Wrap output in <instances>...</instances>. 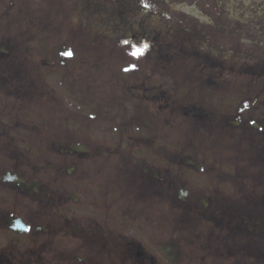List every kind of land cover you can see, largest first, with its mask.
<instances>
[{"label":"flooded vegetation","instance_id":"af4514ba","mask_svg":"<svg viewBox=\"0 0 264 264\" xmlns=\"http://www.w3.org/2000/svg\"><path fill=\"white\" fill-rule=\"evenodd\" d=\"M133 4L138 9L141 1ZM211 25L206 17L167 22L170 30L201 44L228 45L227 40L209 42L216 37L207 32ZM123 27L111 46L105 45L106 56L116 57L104 70L111 78L113 70L132 69V75L141 72L140 83L146 71L173 90L199 84L188 98H155L162 103L158 111L166 116L165 125L178 129L184 144L177 150L171 134H157V129L138 130L143 138L131 144L126 129H118L113 141L106 135L102 140L95 135L80 138L84 135L73 127L63 128L68 124L64 111L49 117L43 107L31 105L30 60L25 57L24 66H4L13 58L5 49L0 53V95L19 104L9 101L14 105L10 110L8 101L0 102V264H182L184 250L201 251V264H264V91L237 84L230 74L229 81L208 84L199 75L206 66L179 63L190 61L187 48L156 49V30L146 36L150 48L143 50L135 44L145 39L142 33L137 36L138 23ZM208 53L221 56L213 49ZM224 69L233 73L239 67ZM198 137L203 144L193 142ZM78 145L85 152L75 150ZM130 149L138 151L136 161ZM87 154L91 176L86 181L80 159ZM214 170L217 176L209 177ZM196 183L210 185H205L209 194L199 202L204 213L199 215L212 224L203 237L195 236L197 243L189 240L188 227L175 225L177 203L184 206L185 197L195 198L198 192L188 184ZM216 184L230 189L231 196L218 192ZM87 187L89 197L82 193ZM219 198L230 200L232 209L222 214ZM162 200L169 202L165 219H174L171 232L180 233L179 240L169 243L160 241L158 226L149 220L153 212L148 214L149 206L155 208ZM82 220L89 222L86 228Z\"/></svg>","mask_w":264,"mask_h":264},{"label":"rangeland","instance_id":"374dc122","mask_svg":"<svg viewBox=\"0 0 264 264\" xmlns=\"http://www.w3.org/2000/svg\"><path fill=\"white\" fill-rule=\"evenodd\" d=\"M13 0H0V37L5 40L6 38L12 39L13 35L15 36V39L19 38L18 41L20 43L21 39L26 40L30 37L33 38V40H29L31 44V49H30V55H33V52L35 54V60L34 61H39L38 58L41 57L42 59L45 57H53V56H58L59 51L57 48L61 49L62 46L61 44L63 43L62 40L56 41V46L54 47L53 45L48 43V40L54 37L56 34L57 29L61 28V33L60 38L64 36L67 39H71L73 37V34L70 32H66V29L63 28V24L61 26L60 22V13L61 9H64V6L68 5V2L70 0H29L28 2L30 4L26 5H19L18 2ZM82 1L80 2H75L71 3V8L73 7L72 12H69L67 15V22L66 26L71 29H76L79 30L80 33H82V37L80 38H86L85 41H89V45L93 46L96 50L97 49H105V45H108V48L111 46V41L113 42V38H115L116 35H119L120 30H122L124 27L122 24L124 22L122 21L123 19H126L128 14L127 11L124 14L123 12H120L118 9H115L114 12H111L108 10V14L106 13L107 9H102V12H99L103 14L102 16H106L105 19L111 17L112 20L108 28L105 30L104 33L101 31V27L97 26L101 19L99 17H95V21L93 20H88L86 18H81L78 21V16L84 15V10L83 7L86 10H89V8L85 7L84 5L82 6ZM159 1V2H157ZM157 1H151V3L157 8L158 13H150L147 11H144L142 14H139L140 16L144 17V21H150V27L152 28L153 26H160V32L159 34H162L160 36V46L161 47H156V49L160 50L161 48H164L163 45L165 41L173 40L175 42V47L178 45V37L175 36L176 33L169 32L168 35L165 37L163 40V36L165 34V28L167 26V22L170 21L172 18H178L179 14L180 16H189L187 11H181L178 10L179 14L177 13H171L167 14V12L164 10L167 8L168 5H171L174 9L176 7L174 4H172V0H157ZM205 0H197L198 6L201 8L200 10L198 8L195 9L194 5L187 4L186 6L189 7L190 9H195L199 13L200 11H205L204 15L212 16V17H222L223 20L222 22L226 23H233L231 24L232 26H235L234 23L238 24L240 26V41L242 42L245 39L250 40L256 44L257 49H261L264 51V0H207L206 2H203ZM75 6H77L79 9H76ZM160 9H162L164 12L159 13ZM173 9V10H174ZM168 10V9H166ZM71 11V10H70ZM77 11V12H76ZM89 16H95V11H88ZM122 14L123 17L120 16ZM190 15L195 16L194 13H190ZM30 17V20L26 18L25 22L29 23L28 25L24 26V24L17 25L16 18H21L23 19L24 17ZM181 16V17H182ZM39 17H43L46 20L51 21V23L48 26V29H44L40 27L39 23H32L31 20L37 21ZM10 18H14L12 20V23L10 24L8 20ZM171 18V19H169ZM70 20V21H69ZM62 21V20H61ZM219 23H222L220 19L217 20ZM24 22V23H25ZM38 22V21H37ZM64 23V21H62ZM77 22V24L75 23ZM116 22V23H115ZM115 23V24H114ZM65 24V23H64ZM149 25V24H148ZM220 27V26H219ZM167 28V27H166ZM238 28V27H237ZM224 32L227 30L223 28ZM75 31V30H72ZM175 31V30H172ZM219 31V30H218ZM51 32H53V35H50ZM177 34L181 36V34L178 31ZM96 33V34H95ZM247 33H252L253 36H248ZM95 34V39H92V35ZM172 36V37H171ZM193 38L189 39L187 42V47L190 48V61L188 60H179L180 64H189L192 66H199L198 62L201 61V58L203 56L208 55L207 51V45L192 41ZM6 42V40H5ZM96 44V46L94 45ZM86 44V42H85ZM99 45V46H98ZM84 46V45H83ZM233 46V45H232ZM141 47V46H140ZM81 48V47H80ZM142 48V47H141ZM94 49V50H95ZM145 49V48H143ZM86 51V50H84ZM95 52V51H94ZM97 52V51H96ZM100 52V51H99ZM82 53V52H81ZM131 53V52H129ZM136 53V52H135ZM120 54V52H119ZM140 56V54L138 55ZM33 57V56H32ZM99 57H105L104 52L102 53L101 56ZM210 57V56H209ZM94 59V58H92ZM139 59V58H138ZM91 60V59H90ZM238 60V57L234 56H226L223 58L221 61H224L225 64L229 65H236L240 64ZM242 61V60H241ZM102 63V62H101ZM207 64L211 65H217L220 63L218 59H210L206 62ZM79 65L82 66L80 69V72H77L76 70H71L68 68H65L64 70H61L60 67H52L48 68L45 72V82L49 83L50 88L53 87V80L54 78L56 79V84L59 86V91L57 92L56 89L53 90V93L48 91V85H45L44 88V94L47 92L46 95L43 96V91H42V96L43 99L39 98L38 95L33 96V100H36V104L41 105L45 108V112L50 114H58L61 111H64L63 116L66 117L68 124L64 125L63 128L66 129L67 127H73L79 134L81 135H98V138L100 140L105 139L104 135L109 134L110 132H114L119 129L121 130V127H123L125 124L123 121H127L130 127L128 128V136L126 141L130 143L132 140L131 139H141L143 138L141 136V133L136 130L135 123L136 119L138 121V127L141 129L145 127V124H154L156 125L157 129H160V118L157 115L156 109H152L153 103L151 101H146L143 100L142 104L138 103L136 101V98H159V97H176V98H187L190 96V94L186 95H180L177 94L176 96H172L170 94L171 89L167 88V92H164L162 89L158 87H144L140 88L136 83H133L135 81H130L128 83V86H133V87H124L125 90L128 92L126 95L129 97L123 96L122 98L119 96L121 89L119 90V86H125L127 83H122L119 84L118 86H111L109 83H102L106 82V78L108 76H104L102 74H99L97 72L93 73V80H90L89 77H91L88 73H83V66H88L87 63H83L82 61H79ZM255 61H249V63H241V66L246 69V71L250 72L254 68L257 71H261L262 69H257L259 66ZM113 66V65H111ZM220 70L213 71V69H206L205 71L207 73L200 72L199 75L201 79L203 78V81H205L208 84H214L218 83L220 81L227 80V74L223 73L222 67L223 64H220L218 66ZM61 70V71H60ZM54 71V72H53ZM60 71V72H58ZM114 72H117V70H113ZM218 71V72H217ZM58 72V73H57ZM221 72V73H220ZM219 73V74H218ZM257 73V72H256ZM36 73L33 72L32 76H34ZM240 74V73H239ZM55 76V77H54ZM239 76V75H238ZM92 78V77H91ZM159 78V75L154 78V80L157 82V79ZM251 78L244 74L243 76H240L235 79H231L234 81H237V84L240 83H246L243 81H250ZM134 79V78H133ZM146 79L153 80L152 76H146L144 78V81ZM254 79V78H253ZM251 79V80H253ZM39 80V78L37 79ZM37 80L33 78V82L37 84ZM119 81V83L122 82V80L119 77H116V79H112ZM136 80V79H135ZM91 83L95 81V84L88 87V89H85V83ZM142 81L141 83H143ZM114 82V81H113ZM111 82V83H113ZM114 82V83H115ZM156 82H153L156 84ZM54 84V86H56ZM87 85V84H86ZM97 85L99 86L95 90H91V88H94V86ZM117 85V84H116ZM197 85H199L196 82H193L191 84V88L194 89ZM250 85L255 89L259 90L261 87L264 85V78L260 79H254ZM74 87L77 91V94H74L71 92L70 88ZM160 89V90H159ZM58 90V88H57ZM57 92V93H56ZM179 92H183V90H179ZM168 93V94H167ZM64 95L66 98V101H59L58 97L61 95ZM159 94V95H158ZM206 96H210V92H204L203 93ZM158 95V96H156ZM3 95H0V100L2 99ZM39 98V99H38ZM32 101V102H34ZM9 104V106H8ZM139 104V106H137ZM14 105H11L10 103H7V107L10 108V110L13 108ZM135 116V117H134ZM163 116V115H160ZM126 120H125V119ZM161 123L164 124L163 120ZM131 128V129H129ZM151 132L154 131V126L149 128ZM134 132L135 137L132 134ZM130 133V134H129ZM165 133H171L169 129L165 130ZM172 134V133H171ZM177 137L178 134H175L173 136V139L175 142H177ZM82 138V137H80ZM198 140H193V142H200V144H203L202 138L198 137ZM85 139V138H84ZM168 139V138H164ZM88 145L90 144L87 140H84ZM156 142V141H155ZM159 144L163 145L166 149H168L167 143L159 142ZM156 146L157 143H156ZM162 146V147H163ZM163 147V148H164ZM135 152H138L136 149H130V156L134 158V160H137V154ZM88 154L81 155V164H80V170L81 172H85L84 178L87 181L89 177L91 176V171L90 168L87 167L88 163ZM100 157V156H99ZM133 161V160H132ZM217 171H213L212 174H210L209 177H214L217 176ZM185 177V173L182 175ZM87 183V182H86ZM89 186V184L87 183ZM210 186L209 184H200V185H194V187L189 186L188 188L192 192H198L195 194V198H190V197H185L184 201V206H180L177 203L176 207V223L177 229L179 225L182 227H188V230L190 233H188V238L189 240L193 242H198L199 239H196V235L199 234L201 237H203L207 231L211 230V223L209 222V218H203L199 215H204L203 211L200 210L199 208V202L201 199H206L208 196V189L206 186ZM214 186V188L219 192L221 190H224L227 192V195L229 192H231L230 189L228 188H222L223 185H218ZM166 190V188H164ZM82 192V188H81ZM84 195L89 197L90 194V189L87 187L83 192ZM93 198H95L96 192L91 194ZM90 195V196H91ZM229 197L231 196L228 195ZM183 199V200H184ZM220 199V198H219ZM221 200V199H220ZM158 202V201H157ZM155 202L154 204H156ZM149 203V201H148ZM150 204V203H149ZM167 200H162L160 201L159 204H156V210L154 207L149 206L150 212L148 214L152 213V216H149V220L151 224L157 225L159 230H160V241L163 243H169L170 241L174 240H179L180 239V233H173L174 231L172 229L174 219L173 218H168L165 219L166 213L169 210V207H167ZM223 204V205H222ZM151 205V204H150ZM190 206L193 207V210H190ZM218 206H222V214L225 213L227 210L232 209L230 200L224 199L218 202ZM210 207V206H209ZM208 207V208H209ZM172 207H170L171 209ZM183 209V210H182ZM227 209V210H226ZM190 212V213H189ZM221 224L231 226L233 224V221L225 223V221H220ZM82 223L83 228H86L89 222L87 220H82L80 221ZM176 229V231H178ZM181 229V230H182ZM229 231L231 228H226ZM164 230H167L165 232ZM164 231V232H163ZM80 244L82 245V242L80 241ZM194 247L192 246V251ZM198 249V246H197ZM204 255V254H203ZM183 262L182 264H201V251H196V252H189L187 250H184L183 254ZM70 264L74 263L77 264L76 262L69 261ZM118 261L117 263H119ZM111 264V263H110ZM115 264V263H114Z\"/></svg>","mask_w":264,"mask_h":264},{"label":"snow or ice","instance_id":"6c2138e0","mask_svg":"<svg viewBox=\"0 0 264 264\" xmlns=\"http://www.w3.org/2000/svg\"><path fill=\"white\" fill-rule=\"evenodd\" d=\"M149 5H147V4H145V7H148ZM135 54V53H134ZM66 55H72V53L71 52H69V53H66ZM127 70V69H126Z\"/></svg>","mask_w":264,"mask_h":264}]
</instances>
